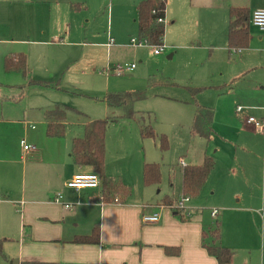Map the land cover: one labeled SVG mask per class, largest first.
Returning <instances> with one entry per match:
<instances>
[{"label": "rangeland", "instance_id": "374dc122", "mask_svg": "<svg viewBox=\"0 0 264 264\" xmlns=\"http://www.w3.org/2000/svg\"><path fill=\"white\" fill-rule=\"evenodd\" d=\"M0 1V10L13 8L22 16L17 22L0 18V118L24 120L36 128L43 125L46 111L66 107V129L60 143L68 140L70 144L71 138L82 135L83 124L88 120L114 116L105 133L104 172L109 165V176L124 177L126 183H122L131 187L127 186L132 201L140 198V192H150L152 199L145 201L151 210L146 215L156 213L161 219L163 208L180 224L192 222L204 212L188 209L186 203L183 210H178L179 215L174 209L159 206L166 196L180 200L181 167L200 163L204 157H211L214 162L216 158L229 157L235 165V153H260L263 137H254L244 123L246 118L264 117V39L258 40L262 35L251 25L249 46L228 50L226 42L223 48L216 33L207 30V25H223L221 13L207 14L195 0H166L162 39L165 50L154 55L155 46H129L131 39L139 40L135 23L137 0H58L57 4ZM261 1L264 0H251L253 4ZM218 3L224 8L231 5L229 0ZM226 25L227 20L225 30ZM209 38L215 40V49H211ZM109 39L113 44L108 47ZM16 55L25 57L24 71L5 69L7 59L17 67L13 58ZM131 64L135 69L130 73L117 74L119 68ZM137 92H144L145 98L133 104V119L123 118L119 108L107 109L104 98L108 94ZM198 105L213 111V133L208 141L191 132ZM237 107L243 109L242 113H236ZM26 114L27 119L23 118ZM140 117L155 134L154 139L141 138ZM0 128L8 134V157L19 170L28 161L29 152L19 153L16 145L18 141L25 143V129L6 121ZM162 138L166 148L161 147ZM68 160L72 164L70 157ZM139 163L159 166L157 185L145 187L141 179V187L135 190L127 184L134 183ZM236 174L240 175L245 196V176L238 169ZM258 180H262V175H258ZM17 191L7 195L1 192L0 202L13 200ZM14 205L19 210L17 214L10 207L0 208V264L19 261V239L29 231L18 215L23 206ZM261 209L262 214L264 208ZM26 238L25 235L22 239ZM30 252L25 249V253Z\"/></svg>", "mask_w": 264, "mask_h": 264}, {"label": "crops", "instance_id": "0c3cea01", "mask_svg": "<svg viewBox=\"0 0 264 264\" xmlns=\"http://www.w3.org/2000/svg\"><path fill=\"white\" fill-rule=\"evenodd\" d=\"M29 1L58 3V0ZM229 1L231 5L224 8L218 0H195L197 7L207 14L221 13V18L227 20V24L230 7H246L250 12L264 9V1L256 4L251 0ZM0 18L17 22L22 16L20 11L10 8L0 10ZM225 20L221 27L207 25V30L216 33L219 42L224 44L223 48L227 43V25L226 30L223 29ZM258 33L262 35L258 38L261 41L264 39V32ZM209 42L211 49H215V40L209 38ZM250 42L252 38L249 44ZM24 117L27 119L28 115ZM5 121L22 125L25 129V143L16 142L19 153H23L21 143L35 148V151L28 153V161L18 170L8 157L11 154L8 134H4L0 128V182L4 181L3 186L0 184V193L12 194L20 186L17 196L13 200L0 202V208L10 207L17 214L19 210L14 204L23 206L22 213L18 214L20 223L29 229L19 239V261L15 264H217L201 245L202 232L214 228V224L209 225L211 220L220 223V238L216 244L232 252L228 264H264V215L259 212L264 208V136L252 131L254 137H263L260 153L247 151L246 156H237L235 153V165L229 157L216 158L200 195L185 204L188 209L203 211V215L192 222L180 224L162 208V218L157 225L142 226L141 216L151 210L145 201L152 199L150 192H140L139 199L132 201V197L127 198L123 204H101L97 200L100 187L98 190L79 191L66 187L73 176L90 173L89 168H79L68 160L71 158V142L81 134L71 138L70 144L68 140L61 144L60 138L44 136V116L43 125L36 128L30 124L28 126L24 120L8 121L3 118H0V125ZM202 161L187 166H198ZM144 164L146 163H139L134 183L127 182L135 190L141 187ZM236 169L245 176L248 186V194L245 196L242 195L240 175L236 174ZM82 170L89 171L81 172ZM259 174L262 175V180H258ZM105 175L121 178L109 176V165L105 166ZM123 178L120 180L125 184ZM58 193L62 199L57 204L54 197ZM65 204L71 208L65 209ZM213 209L218 211L214 218L211 216ZM96 225L99 227V245L74 243L78 237L89 236ZM25 235L27 238L24 240L22 238ZM27 240L30 241L29 244L25 243ZM165 248L176 249L179 253L166 255ZM25 249L31 252L27 254Z\"/></svg>", "mask_w": 264, "mask_h": 264}, {"label": "trees", "instance_id": "16d2710c", "mask_svg": "<svg viewBox=\"0 0 264 264\" xmlns=\"http://www.w3.org/2000/svg\"><path fill=\"white\" fill-rule=\"evenodd\" d=\"M166 0H140L136 5L135 23L138 29L139 40H146L149 46H159L164 35V24L158 23V19H165ZM153 12V13H152ZM251 12L246 7H230L228 9L227 24V49L243 50L249 46V28ZM17 67L13 60L7 59L5 69L25 70V57L16 55ZM145 98L144 92L137 93H110L104 98L108 109H121L122 117L133 119L136 113L132 106L136 101ZM66 107L56 106L46 111L44 115L45 135L50 138H60L65 134V113ZM114 116L91 120L84 124L83 133L80 137L74 138L71 142L70 156L75 166L89 168L90 173L95 174L99 181L101 202L104 204H123L130 195L129 187L125 186L119 178L108 177L104 172L105 162V133ZM139 130L141 138H155L150 127L143 125L142 117L139 118ZM213 111L209 108L196 106L191 126V132L205 140H209L213 130ZM161 147L166 148V140L162 138ZM214 161L211 157H204L198 166H183L180 169V196L196 199L205 185L212 169ZM143 185L150 187L157 185L160 181V170L157 164H144L142 171ZM98 196V197H99ZM99 200V198H97ZM176 200L164 197L161 201L162 207L174 209ZM220 223L215 222L214 228L201 234V245L207 254L215 259L217 264H228L232 252L216 244L220 238ZM208 241V242H207ZM74 243L99 245V227L94 226L89 236L78 237ZM166 255H178L176 249L165 248Z\"/></svg>", "mask_w": 264, "mask_h": 264}, {"label": "built area", "instance_id": "2783aa9c", "mask_svg": "<svg viewBox=\"0 0 264 264\" xmlns=\"http://www.w3.org/2000/svg\"><path fill=\"white\" fill-rule=\"evenodd\" d=\"M153 13V12H152ZM158 23L164 24L163 19H158ZM250 24L256 28L260 32H264V9H256L251 12L250 15ZM113 44V40H108V47ZM129 46L132 48H139L141 46H149L146 40H135L131 39L129 42ZM165 46L161 43L159 46L153 47V54L159 55L162 52H164ZM135 69V65H127L123 69L119 68L117 71V74H123L124 72L130 73L132 70ZM264 113V107L261 109ZM243 109L241 107L236 108V113L240 114L242 113ZM245 125L250 128L251 131H253L256 134L264 135V117L260 120H255L254 118H246L244 121ZM21 149L23 152H32L35 151V148L33 146H27L23 143H21ZM180 166H183L182 161L180 162ZM66 187L68 189L79 191L83 189H90V190H98L99 189V181L95 174H80L75 175L72 177V179L66 184ZM62 199V196L60 194H57L54 197L55 203H60ZM99 201L101 204H104L101 202V197L99 196ZM189 199L187 197L180 198L176 202L175 208L178 210L184 209V204L187 203ZM65 209L71 208L70 205L65 204ZM218 214V211L216 209L212 210L211 216L214 218ZM262 214L264 215V211H262ZM140 222L142 226H153L157 225L160 222L159 215L154 213L151 215L143 214L140 218Z\"/></svg>", "mask_w": 264, "mask_h": 264}]
</instances>
